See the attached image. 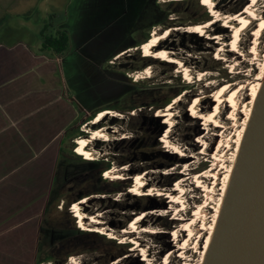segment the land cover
<instances>
[{"label": "rangeland", "instance_id": "374dc122", "mask_svg": "<svg viewBox=\"0 0 264 264\" xmlns=\"http://www.w3.org/2000/svg\"><path fill=\"white\" fill-rule=\"evenodd\" d=\"M138 1L0 0V45L22 42L32 45L33 49L40 48L39 33L45 25H51L48 29L51 34L56 29L71 33L69 50L63 57L41 52L47 54L50 67L57 72L63 95L76 103L68 109L72 123L51 146L58 153L49 203L40 219L37 258L43 260L42 264H68L71 257H78L81 264H109L118 259V264L149 263L142 259L139 251H131L129 241L123 245L118 239H109L96 232H80L83 230L70 210L74 202L81 200L79 198L93 197L83 210L88 215H101L103 224L115 232L126 227L136 215L146 213L141 225L158 231L144 234L140 240V244L147 247L150 258H154L152 264H202L207 238L211 234V241L216 229L227 185L264 77V0H256L255 15L241 31L235 54L227 52L231 48L228 41L232 33L230 28L222 30L221 22L207 29L205 36L174 32L162 44L194 74H207L202 81L194 76L190 84L177 73V64L154 58L143 61L142 51L138 49L142 44L135 46L145 33L150 37L155 29L202 24L199 13L183 12L193 0H155L161 11L171 3L169 14L163 24L147 27L154 16L152 0L147 5L149 12L143 10L136 22ZM197 1L203 5L202 0ZM245 1L248 4L250 0H216V7L225 14H235L244 8ZM204 8L211 20L208 7ZM162 17L163 12H159L155 19ZM218 34L221 42L227 45L217 43L219 40L214 37ZM128 47L131 48L126 49ZM221 48L224 50L219 55L222 59L217 60L216 52ZM119 51L122 52L117 54ZM144 63L151 67L154 75L136 81L133 75L143 72L147 67ZM225 74L230 75V83L223 79ZM258 82L260 86L251 102L253 87ZM227 83L231 84L229 90H235L234 103L223 102L217 116L220 126L210 125L204 130L203 121L189 115L188 105L201 94L204 99L200 109L203 112L212 109L213 103L206 96ZM180 88L186 94L183 102L172 109L174 124L169 127L163 123L162 116L156 115L158 110L149 105L152 101L162 102ZM130 105L143 106L132 112L125 111ZM104 109L118 115L104 117L95 127L109 131L116 128L118 132L113 140L94 142L92 146L99 151L94 161L109 163V169L127 166L119 181L105 179L100 165L93 169L82 168L80 161L85 159L73 156L76 138L73 139L71 133L79 125L81 136L87 137L90 129L96 128L91 121L82 124L85 117ZM246 115H249L247 123ZM243 127L239 144L238 132ZM167 131L169 140L179 146L183 157L166 151L169 147L161 140ZM202 167L206 169L199 172ZM141 173L146 174L149 186L164 190L171 189L174 184H167L169 174L184 179L186 205L182 210H169L165 196L128 192L134 176ZM195 175L200 177L199 184L195 182ZM175 229L180 236L176 241ZM167 254L168 261L163 263Z\"/></svg>", "mask_w": 264, "mask_h": 264}, {"label": "crops", "instance_id": "0c3cea01", "mask_svg": "<svg viewBox=\"0 0 264 264\" xmlns=\"http://www.w3.org/2000/svg\"><path fill=\"white\" fill-rule=\"evenodd\" d=\"M47 54L22 42L0 45V264L43 262L40 219L58 153L51 146L76 106L63 95Z\"/></svg>", "mask_w": 264, "mask_h": 264}, {"label": "bare ground", "instance_id": "6f19581e", "mask_svg": "<svg viewBox=\"0 0 264 264\" xmlns=\"http://www.w3.org/2000/svg\"><path fill=\"white\" fill-rule=\"evenodd\" d=\"M256 0H250L248 4L244 6V8L235 14H225L222 11L218 10L216 7V0H202V4L205 7H208L209 14L211 15V20L202 23V24H196V25H188L184 28H166V29H155L149 39L142 43V45L138 48L142 51L143 57L148 58H154L158 59L160 61H166L169 63L177 64L178 65V74H182L183 79L186 83H192V80L194 79V76L197 80L202 81L206 79L207 74L204 72H197L194 74L189 66H186L183 64L182 61L178 60L174 57L175 53L171 50H168L167 48H164L162 44L168 40L169 37L174 32H183V33H190V34H196L198 36H205L207 34V29L211 28L216 23H223L221 24V29L227 28L231 29L232 36L230 37L228 43L227 42H221L222 38L221 36H215V40L217 43L222 45L230 46L231 48L227 50V52L230 53H236L237 47H238V41L240 39L241 31L245 28V26L249 23L250 17L255 15V11L253 10L254 4ZM263 24L260 25V28ZM260 33V29L256 32V35ZM131 51V50H129ZM220 51H224L223 48L219 49V51L216 52L215 58L222 59L219 57ZM233 68V67H232ZM154 75V74H153ZM152 75V69L151 67L147 66L142 73H136L133 75L136 81H139L141 79H147L153 76ZM260 86V82L256 83V85L253 87V93H252V101H254L256 97V93L258 91V88ZM231 88V84H223L221 86H218L215 88L211 95L206 96L208 99H210L213 103V108L210 110H207L206 112H203L200 109L201 103L204 99V96L199 94L196 96L188 105L187 111L189 112V115L193 118L200 119L203 121L204 130H207L210 125H214V127H219L217 116L220 110V105L223 102H231L232 105L234 103V97H235V90H229ZM186 93H181L179 96H177L173 101L166 107L164 110H158L157 116H162L165 120L163 123H166L169 125V127H172L174 124V114L172 112V109L174 106L178 105L182 101V98L184 97ZM183 102V101H182ZM249 114V113H248ZM117 113L115 111L110 110H102L100 111L96 117L90 122L92 126H95L99 124L104 117L111 116V117H117ZM249 115H246L245 122L247 121ZM247 123V122H246ZM244 128L238 132V141L240 144L241 138L243 136ZM118 132L116 128H113V131H109L106 128H96V129H90L88 132L87 137H77L75 139V153L78 156L84 157L85 160L88 161H94L97 160L99 151H97L92 145L95 141H110L115 139L114 136ZM87 133V132H86ZM169 131L166 132V135L162 138V142L166 144V147H169L166 151L181 155L183 157V153H181L180 148L178 145L172 143L169 140L168 136ZM124 138V137H123ZM238 144V145H239ZM187 164V163H186ZM188 169H185V171ZM127 171V166H122L120 168L113 167L112 169L105 170L103 172V177L108 180L112 181H119L123 179L122 172ZM231 170L229 171L228 175L225 178V185L228 183V179L230 176ZM167 174V173H166ZM200 175V174H199ZM203 176V175H202ZM184 179H178L175 181L171 189H157L155 187H151L147 183L146 174H136L133 178V185L129 188V191L133 195H146V196H152V195H158V196H165L166 199H168L169 203V210H173L175 212H179L182 210V207L186 205V201L184 198L185 188L183 185ZM195 182L199 184L200 177L195 175ZM223 189V191H224ZM146 191V192H144ZM207 196V195H206ZM93 197H84L81 198L80 201L74 202L70 208L71 212L74 214V217L77 219V224L80 229L83 231H92L96 232L102 235L107 236L109 239H118L120 240V244H124L127 241L132 243L131 251H139L141 254V257L144 261L149 262L148 264H152L151 262L154 261V258H150V254L148 253V249L146 246H142L140 244L141 237L144 234H156L158 231L155 230L153 227L149 226H143L141 223L143 222L146 213H140L136 215L126 227L122 228L119 232H115L114 230L108 229L105 224H103L102 216L99 214L94 215H88L83 210L85 203L90 200ZM219 209V208H218ZM218 212V210H216ZM154 213V212H151ZM158 215H163L162 213H159ZM190 225H186V227H189ZM182 231H185L186 228H182ZM134 234L133 236H128ZM173 235L175 236V241L178 240L179 231L177 229L173 230ZM211 234L208 236L204 253L206 252V249L208 247L209 241H210ZM179 243V241L177 242ZM153 257V256H151ZM169 258V255L165 257L163 263H167ZM119 260V259H118ZM113 261L109 264H118L119 261ZM68 264H81L80 259L78 257H71L69 259Z\"/></svg>", "mask_w": 264, "mask_h": 264}, {"label": "water", "instance_id": "95a60500", "mask_svg": "<svg viewBox=\"0 0 264 264\" xmlns=\"http://www.w3.org/2000/svg\"><path fill=\"white\" fill-rule=\"evenodd\" d=\"M202 264H264V77Z\"/></svg>", "mask_w": 264, "mask_h": 264}, {"label": "trees", "instance_id": "16d2710c", "mask_svg": "<svg viewBox=\"0 0 264 264\" xmlns=\"http://www.w3.org/2000/svg\"><path fill=\"white\" fill-rule=\"evenodd\" d=\"M149 2H151V0L150 1L149 0H139L138 1V6H139L138 10L139 11L137 10L138 12H137V17H136L137 18L136 22L138 21L139 17L142 16L141 14H142L143 10H145L146 13L149 12L150 9L147 7V5H149ZM152 4H153L152 13L154 14V16L146 24V27L149 24H153V26L155 24H163V21L166 19V17L169 14V7L171 6V3H168L167 5H165L167 8H164L161 11L159 9V7L155 4V0H152ZM243 5L244 6L246 5V1H245V3H243ZM204 10H205V8H204L203 5H200L197 0H193L191 2L189 1L188 7L186 9H184L183 12L185 14L186 13H191V12L192 13H199L200 14L199 21L202 22V23H205V22L210 20V17L208 16V14ZM159 12L161 14L163 12V17L160 20L159 19L156 20L155 18H157ZM50 26L51 25H45L40 30V33H39L40 38H41L40 48H39L40 52L49 53V54H51L53 56L61 58L69 50V46H70V42H71V33L66 31L65 29H56L54 31V33L51 34V33H49V30H48L50 28ZM148 39H149L148 34L145 33V37L142 40H140L135 47L141 45L142 43H145ZM129 48H131V47H128L126 49H129ZM115 50H118V49H115ZM120 52H122V51H119L117 54H119ZM149 59H151V58H148V57H143L142 58L143 61H146V60H149ZM62 63H63V60H62ZM144 64L146 65V63H144ZM132 70L133 71H137L139 69H132ZM229 76L230 75H226L225 74L223 79L228 81V77ZM139 82H141V81H139ZM139 82H135V83H139ZM228 82L230 83L231 81H228ZM182 91L183 90L181 88L176 90V92H174L170 96L166 97L162 102L158 101V100L157 101H152L150 103L149 107H154L156 110L166 108L173 101V99H175L177 96H179L182 93ZM141 106H143V105H139V106L130 105L128 107V109H126L125 111L132 112L136 108L141 107ZM104 110H107V109H104ZM113 110H115V109H113ZM100 111L101 110H98V111H96V112H94L92 114H87V116L85 117V119L82 122V124H84L86 122H89V121H92ZM78 127H79V125L71 133L73 139H75L77 137H81V135H82V133H80V131L78 130ZM160 133H163V130ZM73 156L75 158H78V159H80V157H81V156H78L76 154H73ZM80 164H81L80 166L82 168H85V169H93L95 167V165H100V172H102V173L105 170H108L110 168L109 167V163H98L96 161L82 160V161H80ZM205 169H206V167H202L199 172H202ZM168 178H169V180H168L167 184L175 183V181H177L179 179V177L177 175H174V174H169ZM53 180H55V179L53 178ZM49 199H50V195H49ZM49 199H48V203H49ZM80 232H84V231H80Z\"/></svg>", "mask_w": 264, "mask_h": 264}]
</instances>
